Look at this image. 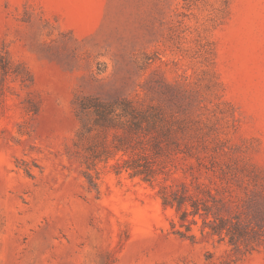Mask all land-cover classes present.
Wrapping results in <instances>:
<instances>
[{
    "label": "rangeland",
    "instance_id": "obj_1",
    "mask_svg": "<svg viewBox=\"0 0 264 264\" xmlns=\"http://www.w3.org/2000/svg\"><path fill=\"white\" fill-rule=\"evenodd\" d=\"M219 6L0 0V51L33 76L9 80L0 106V264H264V240L235 251L199 217L195 237L175 233L158 193L184 184L213 204L207 189L223 216L264 225V0ZM77 95L192 120L200 161L163 156L153 184L107 166L93 187L74 146Z\"/></svg>",
    "mask_w": 264,
    "mask_h": 264
},
{
    "label": "trees",
    "instance_id": "obj_2",
    "mask_svg": "<svg viewBox=\"0 0 264 264\" xmlns=\"http://www.w3.org/2000/svg\"><path fill=\"white\" fill-rule=\"evenodd\" d=\"M219 2L218 11L225 14L231 0ZM9 80L28 86L33 76L23 63L0 51V106L10 87ZM75 103L80 121L74 140L75 151L85 167L87 180L95 188L99 187L103 167L153 184L159 171H163V156L174 158L184 153L200 161L191 139L196 137L199 141L201 135L197 132L199 127L189 124L192 120L177 118L159 105L129 97L105 100L100 96L77 95ZM188 130H195L194 135L190 131L189 136ZM200 145H204L203 139ZM158 193L165 207L176 210L180 224V228L174 230L177 234L195 237L191 231L199 217L203 221L202 233L207 228L210 234L226 239L235 251L244 248V252H249L254 242L264 240L261 238L264 225L253 229L235 218L223 216L218 209L225 203L207 189L203 193L211 197L213 204L198 192L192 193L184 184L176 189L162 186ZM176 223L172 221L173 228Z\"/></svg>",
    "mask_w": 264,
    "mask_h": 264
}]
</instances>
